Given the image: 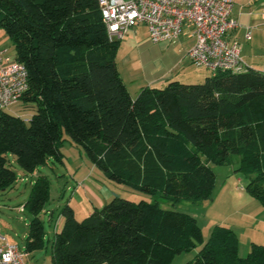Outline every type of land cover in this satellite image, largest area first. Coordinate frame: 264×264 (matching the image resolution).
Masks as SVG:
<instances>
[{
	"label": "trees",
	"instance_id": "1",
	"mask_svg": "<svg viewBox=\"0 0 264 264\" xmlns=\"http://www.w3.org/2000/svg\"><path fill=\"white\" fill-rule=\"evenodd\" d=\"M0 28L25 64L29 88L19 102L29 119L0 108V191L50 159L64 161L62 145L82 146L111 180L152 201L115 197L83 220L66 204L51 239L52 264H169L202 238L192 214L161 200L212 197L210 163L238 157L246 191L264 206V71H218L202 83L171 80L144 86L133 98L117 67L120 39H112L99 0H0ZM50 181L39 175L24 208L32 213L26 253L46 247L41 213ZM186 264H264V244L239 254V237L216 225Z\"/></svg>",
	"mask_w": 264,
	"mask_h": 264
},
{
	"label": "rangeland",
	"instance_id": "2",
	"mask_svg": "<svg viewBox=\"0 0 264 264\" xmlns=\"http://www.w3.org/2000/svg\"><path fill=\"white\" fill-rule=\"evenodd\" d=\"M0 31L7 35L3 29L0 28ZM6 37L8 39L5 46L7 54L14 59L16 56L15 46L10 37L8 35ZM118 65L122 73H120L121 76H126V66L121 61ZM193 67L205 76L199 81H186L188 83H202L207 76L212 75L211 71L205 68L195 64ZM6 110L29 119L35 108L30 104L18 102ZM66 138L62 145V151L65 155L64 161L50 159L48 164L39 166L31 174H24L21 166L10 155L11 166L16 170L18 180L12 189L0 191V237L3 236L8 242L18 245L21 250H25L29 232L28 224L32 218V213L24 208V204L31 193L32 184L40 174L46 175L50 181V197L41 213L46 231V247L29 253L27 259L31 264H51V239L56 232V221L63 206L69 204L75 208L79 220L88 216L80 215L84 210L85 203L91 198L84 192L83 182L85 185L89 182H96L103 189L101 194L104 196L111 195V199L117 196L137 202L142 199L148 201L154 199L144 192L108 178L100 167L93 164L82 146L70 140L67 135ZM210 165L216 173V186L210 199L196 202L183 200L176 205L168 200H161V205L164 208L182 210L196 217L202 232V238L193 250L176 254L169 264H186L193 259L209 239L216 225L233 228L239 237V244L241 243L242 249L244 244L254 240L251 239V234L257 236L260 233L259 226L252 222L251 217L234 215L233 213V210L242 206L238 200V194L247 195L248 193L245 188L247 179L244 173L239 170L238 157L228 164L210 163ZM241 190L243 192H240ZM110 198L105 204L111 201ZM91 201L95 202L93 199ZM53 211L55 215L54 219L51 220Z\"/></svg>",
	"mask_w": 264,
	"mask_h": 264
},
{
	"label": "built area",
	"instance_id": "3",
	"mask_svg": "<svg viewBox=\"0 0 264 264\" xmlns=\"http://www.w3.org/2000/svg\"><path fill=\"white\" fill-rule=\"evenodd\" d=\"M103 20L112 39L138 24L146 25L154 42L175 41L191 26L194 42L188 56L198 66L211 71L242 73L248 65L238 42L227 35L239 26L231 15L233 0H99ZM251 38V33H247ZM0 49V108L18 103L29 88L28 69L21 61ZM27 253L0 237V264H29Z\"/></svg>",
	"mask_w": 264,
	"mask_h": 264
},
{
	"label": "crops",
	"instance_id": "4",
	"mask_svg": "<svg viewBox=\"0 0 264 264\" xmlns=\"http://www.w3.org/2000/svg\"><path fill=\"white\" fill-rule=\"evenodd\" d=\"M231 15L238 20L239 26L227 35V39L238 42L241 55L249 68L264 71V0H233ZM249 32L250 39L247 38ZM6 36L0 31V49L5 50L6 56L12 58L5 48L8 40ZM120 41L116 56L117 67L119 69L120 61L126 66L127 78L126 76L122 78L133 98L144 86L163 87L171 80L188 83L186 81H199L205 76L193 67L194 63L188 56V49L194 42L191 26H187L180 38L175 41L154 42L149 37L146 25L138 24L127 31ZM83 184L84 192L91 197L85 203V207H82L84 210L80 215L85 216L89 215L94 208L103 206L112 196L102 195L103 189L96 182H89L86 185L83 182ZM92 199L95 202L91 201ZM238 200L242 206L233 210L234 215L251 217L252 222L260 228L257 236L250 235L254 240L244 244L243 249L241 243L239 244V254L246 256L252 242L264 244V206L248 193L247 195L238 194ZM75 214L77 215L76 210ZM54 215L53 211L51 220L54 219ZM78 219H80L79 216ZM62 225L63 216L60 214L56 221V231ZM28 256L29 253L26 255L27 262H29Z\"/></svg>",
	"mask_w": 264,
	"mask_h": 264
}]
</instances>
